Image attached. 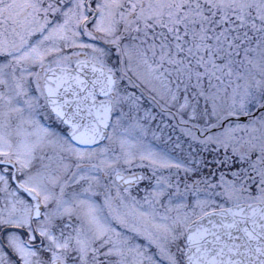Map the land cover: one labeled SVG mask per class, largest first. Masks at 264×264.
<instances>
[{
  "label": "snow or ice",
  "instance_id": "snow-or-ice-1",
  "mask_svg": "<svg viewBox=\"0 0 264 264\" xmlns=\"http://www.w3.org/2000/svg\"><path fill=\"white\" fill-rule=\"evenodd\" d=\"M0 264H264V0H0Z\"/></svg>",
  "mask_w": 264,
  "mask_h": 264
}]
</instances>
